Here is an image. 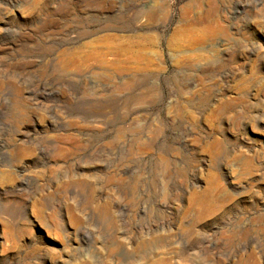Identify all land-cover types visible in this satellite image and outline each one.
I'll return each mask as SVG.
<instances>
[{
    "label": "rangeland",
    "instance_id": "374dc122",
    "mask_svg": "<svg viewBox=\"0 0 264 264\" xmlns=\"http://www.w3.org/2000/svg\"><path fill=\"white\" fill-rule=\"evenodd\" d=\"M0 264H264V0H0Z\"/></svg>",
    "mask_w": 264,
    "mask_h": 264
}]
</instances>
